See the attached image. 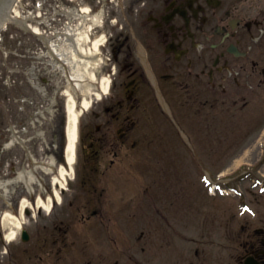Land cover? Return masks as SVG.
Returning <instances> with one entry per match:
<instances>
[{
    "label": "flooded vegetation",
    "instance_id": "obj_1",
    "mask_svg": "<svg viewBox=\"0 0 264 264\" xmlns=\"http://www.w3.org/2000/svg\"><path fill=\"white\" fill-rule=\"evenodd\" d=\"M125 12L127 24L112 42L118 63L113 95L94 101L81 126L70 212L83 220L104 214L106 174L124 160L125 151L141 146L140 111L155 91L148 67L166 87L180 86L189 107L220 101L206 85L223 87L232 80L251 87L257 78L264 86V0H129ZM74 228L72 223L56 226L57 261L109 264L106 249L92 256L83 247L85 262L71 257ZM47 243L43 240L41 247ZM260 252L264 256V247Z\"/></svg>",
    "mask_w": 264,
    "mask_h": 264
},
{
    "label": "rangeland",
    "instance_id": "obj_2",
    "mask_svg": "<svg viewBox=\"0 0 264 264\" xmlns=\"http://www.w3.org/2000/svg\"><path fill=\"white\" fill-rule=\"evenodd\" d=\"M19 4V8H20ZM31 9H34V6H31ZM21 31V30H20ZM11 32L10 29L4 31L3 33V41L0 43L1 45H5V43H8L7 41V33ZM3 53L0 49V59H3ZM1 64V63H0ZM3 68L2 65H0V70ZM48 70L51 71V68ZM52 73V72H50ZM4 74V72H3ZM46 77V76H45ZM48 78V77H47ZM45 83H47L45 81ZM52 83V82H49ZM45 84L47 87H45L43 94L44 96L41 97V94L38 93L35 89H33L32 86L26 84V83H19L17 87L13 90L14 93L18 94H24L29 97H33L36 99L35 101L37 103L42 102L46 104L47 106H52L50 102L55 99L57 96V91L54 89L53 85L51 84ZM5 84L4 82H0V100L1 101H7L9 107L12 108L13 113V106L14 101L11 98V94H9V91H6L4 89ZM56 88V87H55ZM254 88V87H253ZM255 91L252 93L246 92V95L249 96L252 104H244L243 107L240 104H236V106H232L231 108H228L227 105L221 104V111L219 110V114H214L211 117L212 120L211 124L207 126L208 120H205L204 118H200L196 120V127L198 132H194V137L198 145L202 147V149H205L204 152L201 153L203 160L207 167L213 172L214 175L217 173L223 171L227 167H230L231 169L233 166L237 163V158L242 157L244 160H248V166L251 168L252 171L257 173L258 175L264 173V165L258 161L259 156H261L262 148L261 143H264V88L263 87H257L255 85ZM11 96V97H10ZM249 105H252L251 107ZM34 106H29V114L31 113V110H33ZM15 110V108H14ZM215 119V120H214ZM4 125V122H3ZM42 128L49 129L50 124L45 122V125H41ZM181 142L179 141V146H181ZM264 145V144H263ZM176 148H174L175 150ZM179 161L183 159V155L179 153L178 155ZM258 161V162H257ZM235 162V163H234ZM182 163V162H181ZM234 163V165L232 164ZM193 163H191L187 168L186 172L183 168H175V171L177 175H188L191 176V184L195 183V180L199 177L200 167L194 168L192 166ZM215 166H213V165ZM233 166H232V165ZM251 164V165H250ZM179 165H185L179 164ZM248 166H244L241 168H238L237 174H239L244 169H249ZM229 169V168H228ZM140 176L143 177V173L140 172ZM235 174V175H237ZM50 173H47V176H50ZM199 181V179H197ZM147 185V184H145ZM144 185V187H145ZM236 186H240L243 191H245V200H248L259 212L260 220H256L254 225H260L261 221L263 219L264 215V194L261 195L257 189L250 188L249 184L247 182H244L243 184L237 183ZM127 188H131L130 185H126ZM144 187L139 189L140 195L144 192ZM246 189L248 191H246ZM172 190H175L172 188ZM167 193L169 196H162L163 193L161 191H158V197L156 198V203L159 207L166 209L167 207H172L174 204V201H160L166 197H172L174 195H178L176 193L171 192L167 189ZM181 201V200H178ZM214 210H217V214L221 215L218 220L221 222L216 223L218 228L215 229V231L206 230V233L210 232L212 235H214L216 238L222 239L224 237V232H221V230L225 229V225H228L230 219L233 217L235 220L232 223V227H236L239 229V227L242 226L243 223H246V219L242 217H238L236 214H238V207H237V198L232 199L231 201H225V202H212L210 205V208H214ZM211 211V210H210ZM209 211V212H210ZM215 213L213 216L207 214V219H213ZM158 219V225L157 228L161 230L160 237H162L164 234L166 236H169V240H172L175 236V234L172 231V227L175 225H181L182 217L187 216L189 218L188 223L190 225H193V223L198 219L193 216H198L195 213H191L189 215L185 214V210L183 211L180 203H177V207H175L171 213L166 214L164 211L163 214H150V215H144L145 220H152L156 219L157 217H163ZM250 220L251 218H247V220ZM180 223H179V222ZM254 221V220H253ZM263 223V222H262ZM30 224V223H29ZM201 223H194V225H200ZM185 225V222H184ZM35 225H30V228H34ZM221 229V230H220ZM241 229V228H240ZM196 231V228L189 229L190 234H194ZM207 233V234H208ZM128 235V233H127ZM136 234L133 235V239L135 238ZM205 238L207 236H204ZM146 241V239H145ZM163 241H167L166 237L163 239ZM141 243V242H140ZM139 243V244H140ZM27 243L20 242L18 245L16 244L13 248L15 253L19 254L20 257L24 262L21 261V258L18 257H10L8 254H0V264H31V261L26 258V256L22 255V247L26 246ZM148 246L150 248L153 247L151 242H148ZM167 248V247H165ZM163 248V249H165ZM19 250L17 252L16 250ZM126 250H129V248H125ZM127 256V255H125ZM145 256V254H144ZM26 258V259H25ZM157 264H160L161 262L157 261Z\"/></svg>",
    "mask_w": 264,
    "mask_h": 264
},
{
    "label": "bare ground",
    "instance_id": "obj_3",
    "mask_svg": "<svg viewBox=\"0 0 264 264\" xmlns=\"http://www.w3.org/2000/svg\"><path fill=\"white\" fill-rule=\"evenodd\" d=\"M13 7V15H14V12L16 14L18 13H21L18 9V7H14V5H12ZM85 11H87V8L84 9ZM18 12V13H17ZM2 27V26H1ZM78 40L80 42H83L86 40V36L84 33H80L79 31L77 32V35L76 37H78ZM103 41V39H97L93 42V48L94 50H96L98 48V46L101 44V42ZM87 66V64H86ZM90 74L92 75V77H94L95 75L92 73V71L90 72ZM77 75L79 77H81L80 75V71L77 72ZM104 88L107 89L109 87V80L108 79H104ZM68 97H69V118H70V125H69V144H68V151H69V154H68V160L70 163H72L74 161V148H75V143H76V136H77V123H78V119H79V116H80V111L77 110L76 108V100L75 98L71 95V94H68ZM85 107H88L89 106V103L88 102H85ZM239 163V162H238ZM60 173L62 176H64L66 174L65 172V169L64 168H61L60 169ZM57 181V179H56ZM25 203H28V202H24L23 203V206L25 205ZM47 207L50 206V203L46 205ZM10 218H12L13 220V224L17 223V225H19V221L13 216L11 215ZM21 227V225H19ZM8 235H11L12 237H14L15 235V232L14 230L12 229L11 232H9ZM11 237V238H12Z\"/></svg>",
    "mask_w": 264,
    "mask_h": 264
},
{
    "label": "water",
    "instance_id": "obj_4",
    "mask_svg": "<svg viewBox=\"0 0 264 264\" xmlns=\"http://www.w3.org/2000/svg\"><path fill=\"white\" fill-rule=\"evenodd\" d=\"M5 0H0V6L4 3Z\"/></svg>",
    "mask_w": 264,
    "mask_h": 264
}]
</instances>
